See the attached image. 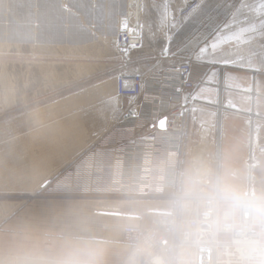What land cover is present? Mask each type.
<instances>
[{
	"label": "bare ground",
	"instance_id": "obj_1",
	"mask_svg": "<svg viewBox=\"0 0 264 264\" xmlns=\"http://www.w3.org/2000/svg\"><path fill=\"white\" fill-rule=\"evenodd\" d=\"M185 1L181 0V3L184 2L185 4L183 7L181 3L179 7H174L168 0H161L157 13L160 20L151 18L153 16L150 17L149 12L148 14L145 13V8L151 6L147 0H123L121 17L118 16V11L116 12L113 22L118 25V33L120 28H133V32L136 31L135 33L141 36V47L143 43H148L146 33L151 37L159 35L162 39L159 41L162 44L157 47V49L159 48L158 54L167 62L164 67H161L162 69L146 72L145 67L140 64L136 67L132 66L130 68L132 70L129 69L130 71H139L136 73L139 78L138 92L117 93V85H121L119 77L124 79L122 76L124 70L116 67L113 69L115 75L105 78L106 80L102 83L72 95L69 99H62L58 101L59 103L39 108V112L35 110L30 113L28 121L31 124L26 129L15 122V125L10 124L12 127L11 134L2 135V130L9 129L4 125L0 127V190L24 191L31 189V192L36 194L38 190L49 184L48 192L50 193H82L84 195L90 194L96 186L99 194L105 197H115L125 193L121 191H126L129 193L127 196L129 198H133L131 195H134L135 198L148 197L149 200L156 198L170 202L172 206L169 211L153 213L149 227H124L128 243L142 258L141 264H168L164 258L165 252L155 254L153 249L155 245L152 247L149 240L169 238L174 221H179L182 224L194 214V206L190 203V199H185L182 195L193 196L196 193L189 195L180 191L182 164L178 159L183 151L185 137L182 136L179 139V135H174L172 141L167 142V145L157 149H146L147 146L143 141L134 144L130 133L127 134L125 131V129H131V126L128 125L129 121L132 124L143 123L142 104L152 107L155 105L161 111L160 118L170 120L175 115L180 120L178 125H182V129L183 126H186L188 104L187 101L183 100V93L193 91L196 83L192 80V88L180 94L175 92L161 75L170 68L176 57L168 52L169 41L175 29L199 5V0H197L195 7L191 3L194 0ZM170 2L172 1L170 0ZM183 8L186 10V14L181 15L180 11ZM148 21L149 23H147ZM153 38L155 39V37ZM80 43L79 45L82 44ZM120 47L124 50V55H120L119 59L128 58L131 53L129 50L134 48L131 44L120 45ZM125 59L120 60L122 66L129 62ZM188 62L191 67V77L195 62L193 60ZM219 70L221 71V68ZM117 72L120 76H117ZM221 81V76H219L218 83L215 85L219 96L214 105L212 103L216 113L217 126L220 130L221 119L229 111L221 98V93L225 89ZM135 82L136 80L132 85ZM209 85L207 84V87ZM204 102L206 101L197 100L193 97L191 104L192 106L195 104V106H193L192 113L196 104ZM140 103L142 104L140 105ZM129 107L131 111H127ZM249 112L252 113L251 116L255 120L256 112L253 109H250ZM132 114L135 115V118L131 117ZM256 122H249V152L245 159V167L240 173L242 180L232 184L234 189L244 187V193L240 194V197L233 198L231 195L223 193L227 181H224L225 175H222L225 170L223 171L224 166L221 164L220 141L214 146L212 165L206 158L210 149L205 143L208 137H203V132L201 133V143L192 151V157H195L191 169L194 177L202 184L211 183L213 187L210 195L213 194V196L220 198L216 212H220L219 204L224 199L229 202L225 209H228L229 205L234 202H242L243 199L251 202L250 208L255 206L256 212L264 216V196L255 195L252 192L257 180L253 169H256L260 161H264V143L256 144L258 136ZM124 126L127 127L123 130L122 127ZM201 126L205 127L203 129L205 132L210 129L209 124L204 123ZM136 128L140 131L143 127L136 126ZM136 128L133 129V132L136 131ZM220 130H218L217 136H220ZM154 131V136H157V131ZM241 133L243 134V132ZM98 138L101 139L99 144L91 146L77 161H74L72 168H67L76 156ZM203 138L206 140L204 141ZM208 140L210 141L209 138ZM212 169L214 175L211 174ZM229 173H234V171ZM145 185L149 190L146 193H144L145 189H141ZM134 189L136 190L133 191ZM59 190L65 191L60 192ZM175 203L180 208V212L172 216H163L173 212ZM249 217L254 218L253 211H250ZM253 227H257L259 232H255ZM126 228L130 229V233L132 228H138L143 235L138 239L130 238L125 232ZM151 230L154 234L153 237H151L152 233H149ZM262 231H264L262 220H255L253 224H246L244 230H238L231 223L224 227L214 223L212 232L207 236L208 243H210L208 247L201 245L194 236L191 244L180 247L178 253L180 260L176 262L175 259H171V264H216L214 261L217 259L222 264H264V235L260 236ZM162 245L165 247L166 242H163ZM214 245H216V249Z\"/></svg>",
	"mask_w": 264,
	"mask_h": 264
},
{
	"label": "crops",
	"instance_id": "obj_2",
	"mask_svg": "<svg viewBox=\"0 0 264 264\" xmlns=\"http://www.w3.org/2000/svg\"><path fill=\"white\" fill-rule=\"evenodd\" d=\"M257 3L258 0H199L196 10L175 29L168 45L169 54L195 62L192 80L210 84L207 87L197 82L194 93H183L184 101L190 94L211 101L197 104L194 112L200 104L206 105L216 119L213 105L219 94L215 85L221 76L225 86L221 98L229 111L221 119V130L217 126V134L220 130L224 180L233 184L242 180L240 173L249 152V122L257 121L256 144L264 143V15L252 10ZM250 24H256V31L245 35L246 43L227 39ZM153 37L146 34L148 42ZM213 44L217 48L213 49ZM202 48L207 49L206 54L201 53ZM158 69L162 68L151 66L146 70ZM250 109L256 112V121ZM197 117L200 124H208V119ZM100 140L92 142L67 168H72L74 161ZM21 192L29 195L23 194L16 210L0 209V264H141L142 258L128 243L124 227L147 228L153 213L169 211L172 206L168 203V208L157 209L167 201L148 197L132 202L112 200L108 204L100 197L91 201L89 196L100 195L96 192L65 193L60 198L55 197L57 193L40 196L31 189ZM90 202L104 204H95L94 212ZM102 211L113 214L107 216ZM107 248L113 254H107Z\"/></svg>",
	"mask_w": 264,
	"mask_h": 264
},
{
	"label": "rangeland",
	"instance_id": "obj_3",
	"mask_svg": "<svg viewBox=\"0 0 264 264\" xmlns=\"http://www.w3.org/2000/svg\"><path fill=\"white\" fill-rule=\"evenodd\" d=\"M56 1L58 2L57 5L55 3ZM97 1L90 0L89 4L88 2L86 4V0H0V127L4 125L9 129L2 130V135H10L12 132L10 131L12 129L10 124H14L15 122L26 129L31 124L28 118L33 111L36 110L39 112V108L59 103L58 101L62 99H69L70 96L86 91L94 85L102 83L112 75H115L113 69L121 66L120 60H123L124 57L119 59V56L124 55V53L118 52L117 44L113 43V39L118 35V25L113 20L115 19L117 11L118 16L121 17L123 13V0H106L102 8L97 5ZM147 1L149 6L150 4L151 6L150 8H145V13L148 14L149 12L148 15L150 17L153 16L151 18L160 20V16L157 13L159 12V3L161 0ZM168 1L174 7H179L181 3V0ZM184 5V2L181 3L182 7ZM154 6L158 7L155 8ZM72 13L77 15L83 27L82 34L83 36L85 35V41L82 44L78 38L80 37L79 31L71 30L72 26L70 25H72L71 23L73 21L71 17ZM62 20L64 21L62 24L63 29L67 27V29L69 27L71 28L69 29L70 33L68 38L60 41L55 38L57 35L51 30L52 28L46 29L43 26L47 25L50 21L54 24H60ZM29 30L32 33L31 38L26 39L25 36ZM63 33L65 34L66 31L64 30ZM154 37L157 40L156 43L153 41L147 44L143 43L140 49L137 51L133 50L131 51L133 53H130V58L133 56L134 59H139V64L143 65L145 70L151 66L161 68L163 65L160 62L162 61H164V65L167 64L158 54L159 48L157 49V47L162 44L158 42L162 40L161 36L158 37L155 35ZM77 38L81 45H79ZM197 82L201 85L208 84L205 81L197 80L195 83ZM195 89L196 85L191 92L194 93ZM193 97L190 94L187 100L189 106L187 111V124L183 126L181 133L185 137V142L183 151L178 159L182 164L180 169V179L182 180L180 183V191L189 195L194 193L210 194L212 192V184H202L192 173V164L195 161V157H192V151L194 147H197L201 143V133L203 132V137L210 139L209 141L207 138V142H205L210 149L209 155L207 154L208 156L206 158L209 160V164L212 165L214 146L217 145L221 137L217 136V122L214 112L210 111L209 107L206 105L201 106L200 104L195 112L192 113L191 107L195 106V104L190 106ZM194 98L201 101H208V103L211 102L200 99L197 96ZM197 116H201L200 118L202 120L205 118L208 119V124L210 125L208 132H205L203 130L205 127H202V124L196 121V119H199ZM131 127L133 128L135 126L133 125ZM134 134L138 135V133H132L131 137ZM203 139L204 141L206 140V138ZM138 141L140 140H137L134 144ZM253 170L257 180L255 181L252 192L255 195L264 196V161H260L256 169ZM211 174L214 175L213 169ZM222 175H224V172H222ZM232 184L231 182H227L226 188L221 186L224 189L223 193L225 195H231L233 198H237L236 196L240 197V194L244 193V187L234 189V185ZM49 187V184H47L46 187L38 190L36 194L40 196H54V193L48 192ZM147 188L145 185L141 189H145L143 191L146 193L149 191ZM97 189L95 186L92 192L99 194ZM59 191L64 192L65 190ZM121 192L125 193L115 197H105L100 194L97 197L89 196V198L91 201H94L92 199H98L100 197L107 204L112 200L132 202L134 199H145L142 197L135 198L134 195H131L133 198H129L127 197L128 192ZM130 193L133 194L132 192ZM23 194H26V196L29 195L27 192L23 193L18 190H0V209L4 207L6 210H16L18 201L24 199ZM60 196V194H56L55 197L60 198ZM27 198L28 202L30 196ZM99 203L104 204L103 202ZM99 203L90 202L92 210L94 209L93 206ZM164 203L165 205L162 208L157 209L168 208L167 206L170 202ZM228 204L229 202L225 199L221 201L219 204L220 212ZM100 213H105L107 216L113 214L112 211H102ZM110 253L113 254L107 248V254Z\"/></svg>",
	"mask_w": 264,
	"mask_h": 264
},
{
	"label": "built area",
	"instance_id": "obj_4",
	"mask_svg": "<svg viewBox=\"0 0 264 264\" xmlns=\"http://www.w3.org/2000/svg\"><path fill=\"white\" fill-rule=\"evenodd\" d=\"M196 2L197 0L191 1L194 7ZM180 14H186V10L183 8L180 11ZM133 30V28H120L118 35L113 39V43H116L118 46V52L124 51L120 45H135V47L129 51L141 48V36L140 34L135 33L136 31L133 32ZM141 34H143V32H141ZM125 60L129 62H127V64L124 66L120 64L121 66L117 67L120 70H124L122 74L124 79H122L120 74L117 72V76H120L119 83H121V85H117V93H136L139 90V78L136 76V73H139V71H130L128 68L132 66L136 67L140 63V60L134 59L133 56L130 58V55L129 58H126ZM188 61L187 59L175 57L173 60L174 63L170 66V68L165 70V73H161L163 79L169 85H171L172 89L175 92H179L180 94H182L183 91L192 88V79L190 77L191 67ZM135 80L136 82L132 85ZM141 104L142 103H140V105ZM141 109L143 112V123L132 124V122L129 121L128 125H134L135 127H131L130 130L125 129L127 126L122 127V129H125L126 133H130V135H132V133H138V135L134 134L132 137V141L134 143L137 140H140L139 142L143 141L146 144V149H157L161 146L167 145V142L170 143L172 141V136L174 135H179V139L182 137V134L180 133L182 131V125H178L180 122L178 117L174 115V117H172L170 120L164 119V127H159L158 123L162 119L160 118V109L155 105L152 107L143 104ZM127 111H131V108L129 107ZM131 117L135 118V115L132 114ZM136 126L143 128L138 131ZM134 128H136L135 132H133ZM154 130L157 131V136H154ZM182 197L185 199H190V203H192L194 206V214L186 219L182 224H180L179 221H174V226L170 229L171 235L169 238H156L149 240L152 247L155 245L153 247L154 251L156 252L155 254H161L157 252H165L164 258L167 260L168 264H171V259H175L176 262L180 260L178 254L180 247H185L186 244H191L194 236L201 245L203 244V246L208 247L210 243H208L209 241L207 236L212 232L214 223H217L221 227L231 223L235 225L238 230H244L246 224H253L255 220H262L264 222V216L260 215L259 212H256V207L252 206L250 208L251 202L243 199L242 202H234L232 204L230 202L231 205H229L228 209H225L221 212H216V207L220 201V198L213 196V194L210 195L197 193L193 196L182 195ZM250 211H253L254 218L249 217ZM178 212H180V208L176 204L172 213L163 216H172ZM253 229L255 232H259L257 227H253ZM129 231V228L125 229L126 234L130 238L138 239L143 235L141 230L138 228H132L131 233ZM149 233H152L151 237L154 236L152 230ZM261 235H264V231H262L260 236ZM163 242H166L165 247L162 245ZM214 248L216 249V245H214ZM214 262L216 264H222L218 259Z\"/></svg>",
	"mask_w": 264,
	"mask_h": 264
},
{
	"label": "water",
	"instance_id": "obj_5",
	"mask_svg": "<svg viewBox=\"0 0 264 264\" xmlns=\"http://www.w3.org/2000/svg\"><path fill=\"white\" fill-rule=\"evenodd\" d=\"M89 1L90 0H86V4H87V2H88V4H89ZM104 2H106V0H98L97 1V5L99 6V7H103L104 6ZM56 3V5L58 4V2L56 1L55 2ZM62 11V10H61ZM60 13V12H59ZM72 16V19H73V21H72V25H70V26H72V28L71 27H69V29L71 28V30H73V31H76V32H78L79 31V35H80V37H79V40H80V42L81 43H84V41H85V38H84V36H83V34H82V31H83V27H82V25L80 24V21H79V18L77 17V15L76 14H74V13H72L71 14ZM63 20L60 22V24H58V23H56V24H54L53 22L51 23V21L47 24V25H45V26H43L44 28H46V29H48V28H52L51 30L57 35V37H55L57 40H60V41H62L64 38H68V36H69V33H70V31H69V29H63L62 27H63ZM69 24H70V22H69ZM66 31V33L64 34L63 33V31ZM31 32H30V30L27 32V35L25 36V38L26 39H29V38H31ZM159 126L160 127H164V119H161L160 121H159Z\"/></svg>",
	"mask_w": 264,
	"mask_h": 264
},
{
	"label": "snow or ice",
	"instance_id": "obj_6",
	"mask_svg": "<svg viewBox=\"0 0 264 264\" xmlns=\"http://www.w3.org/2000/svg\"><path fill=\"white\" fill-rule=\"evenodd\" d=\"M252 10L256 12L257 14L264 15V0H258V3ZM172 26L174 27V25ZM255 31H256V24H250V25L241 27L238 32L231 34L227 39L233 40V41H239L241 43H246L247 40L245 39V35L254 33ZM248 39H255V38L252 36H249ZM133 47H135V45H133ZM211 47L215 49L217 48V45L213 44ZM200 51L201 53H204V54L207 53L206 48H202ZM225 63H228V61H225Z\"/></svg>",
	"mask_w": 264,
	"mask_h": 264
}]
</instances>
